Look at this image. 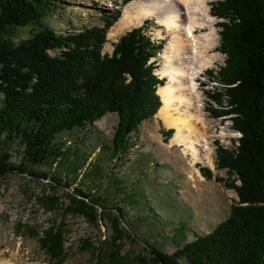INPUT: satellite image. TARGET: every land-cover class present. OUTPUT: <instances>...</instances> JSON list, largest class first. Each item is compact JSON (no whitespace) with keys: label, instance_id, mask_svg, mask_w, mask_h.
Instances as JSON below:
<instances>
[{"label":"trees","instance_id":"trees-1","mask_svg":"<svg viewBox=\"0 0 264 264\" xmlns=\"http://www.w3.org/2000/svg\"><path fill=\"white\" fill-rule=\"evenodd\" d=\"M211 7L214 16L226 19L217 22L221 28L219 51L225 59L216 79L227 96L218 115H228L241 134L236 149L219 147L216 153L218 166L229 168V174L233 171L240 182L229 184L238 201L211 231L183 242L170 253L149 245L151 264H264V0H217ZM53 9L56 6L49 0H0V178L19 172L50 179L49 171L33 168L64 165L65 160L72 173L82 170L81 176H87L94 188L86 192L76 188L73 195L67 194L70 204L66 212L84 215L91 222L108 219L114 233L106 255L118 264L117 241L129 236L122 228L125 220L120 203L138 206L143 193L133 188L138 182L127 186L108 175L110 186L103 192L121 193L123 200L114 207L103 203L104 197L94 194L105 178L100 165L89 161L88 154L65 148L61 135L86 130L113 113L117 121L105 147L112 160L124 154L130 135L162 104L157 88L164 79L155 74L156 62L151 60L160 48L140 26L120 36L111 53L103 52L106 29L114 17L106 20L105 28L63 34L42 23ZM32 23L39 29L30 38L17 44L8 39L14 29ZM50 50L59 53L52 55ZM211 110L216 112L215 107ZM160 133L170 138L173 129ZM16 141L21 146L17 164L8 150ZM197 167L203 177H212L208 168ZM50 187L55 189L54 184ZM36 199L50 212L60 203L54 194ZM60 229L50 226L40 238V247L54 259L65 251Z\"/></svg>","mask_w":264,"mask_h":264},{"label":"rangeland","instance_id":"rangeland-1","mask_svg":"<svg viewBox=\"0 0 264 264\" xmlns=\"http://www.w3.org/2000/svg\"><path fill=\"white\" fill-rule=\"evenodd\" d=\"M131 1L49 0L56 9L43 16L42 23L59 33L76 34L93 27L105 28L106 20L114 17L106 29V42L102 48L106 53H111L113 44L120 36L143 26L144 33L160 48L151 59L155 60L156 69H159L166 60L170 34L154 16H147L124 31L113 30L109 33L125 5ZM216 1L210 0L208 3L216 35V46L208 54L214 55L215 59L197 77L205 108L202 117L209 123L207 133L212 135L214 155L211 165L194 159L189 153L183 154V146L171 140L174 129L165 126L156 114L130 135V145L124 154L113 160L109 156V149L105 147L110 143L117 121L113 113H107L88 125L86 130L67 131L61 135L65 148L76 150L81 155L88 154L89 161L100 165L105 178L94 194L104 197L106 202L103 203L114 207L116 201L123 200L121 193L103 192L110 186L106 177L108 175L127 186L138 182L133 188L137 190L138 187L143 193L140 197L142 203L138 206H129L125 201L120 203L122 219L125 220L122 228L129 236H122L117 241L120 248L118 264H151L149 245L170 253L183 242L211 231L229 215L231 206L238 201L234 188L229 184L238 185L240 182L233 171L229 174V168L218 166L216 153L219 147L228 151L236 149L241 135L233 128L228 115H218L227 104V96L223 85L216 79L219 66L224 64L225 59V54L219 51L221 28L217 22L226 19L211 13V6ZM38 29L37 24H28L17 27L7 37L17 44L30 38ZM207 31L205 28L202 32ZM49 52L52 55L59 53L58 50ZM210 70L212 73H209ZM159 78L166 82L165 77ZM2 103L3 95L0 92V106ZM212 107L216 108V112L211 110ZM166 129H173L170 138L160 133ZM20 148L17 141L8 146L11 161L16 164L21 158ZM63 164L55 166L50 163L33 168L39 172L49 171L50 179L56 182V177L58 180L56 183L19 172L0 178V264H114L106 255L114 233L109 220L91 222L84 215L66 212L70 204L67 194L73 195L76 188L91 191L94 186L89 184L87 176H81L82 170L75 174L69 161L65 160ZM197 164L208 168L212 177H203ZM141 176L144 178L141 179ZM50 184H54L55 189L52 190ZM42 194L59 196L58 209L51 212L44 209L36 199ZM50 226L61 228L64 240V254L57 259L40 247V238Z\"/></svg>","mask_w":264,"mask_h":264},{"label":"bare ground","instance_id":"bare-ground-1","mask_svg":"<svg viewBox=\"0 0 264 264\" xmlns=\"http://www.w3.org/2000/svg\"><path fill=\"white\" fill-rule=\"evenodd\" d=\"M209 2L133 0L125 5L109 33L133 27L147 16H154L169 32L165 63L155 71L166 78V82L157 89L162 104L156 116L165 126L174 129L171 140L183 146V154L189 153L194 159L211 165L214 155L212 135L207 133L209 123L202 117L205 108L197 82L200 72L215 59L214 55L208 54L216 46ZM205 28L208 31L204 33Z\"/></svg>","mask_w":264,"mask_h":264}]
</instances>
